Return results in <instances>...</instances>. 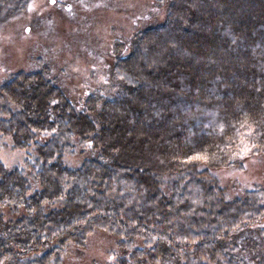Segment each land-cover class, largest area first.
<instances>
[{"label": "trees", "instance_id": "trees-1", "mask_svg": "<svg viewBox=\"0 0 264 264\" xmlns=\"http://www.w3.org/2000/svg\"><path fill=\"white\" fill-rule=\"evenodd\" d=\"M157 2L113 40L109 92L76 108L41 62L0 83V133L26 150L0 161V264H54L94 230L112 264H264V189L227 198L212 173L264 153V0Z\"/></svg>", "mask_w": 264, "mask_h": 264}, {"label": "rangeland", "instance_id": "rangeland-1", "mask_svg": "<svg viewBox=\"0 0 264 264\" xmlns=\"http://www.w3.org/2000/svg\"><path fill=\"white\" fill-rule=\"evenodd\" d=\"M9 5L0 17V83L16 70L39 68L41 62L75 107L74 101L93 89H112L113 40H127L164 13L157 0H27L25 8L15 12L8 11ZM25 153L0 133V161L5 167L21 166ZM78 159L65 155L70 164ZM241 161V167L212 170L227 198L253 187L264 189V153L244 154ZM115 240L94 230L82 247L68 245L54 264H112L118 256Z\"/></svg>", "mask_w": 264, "mask_h": 264}]
</instances>
